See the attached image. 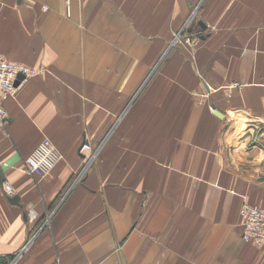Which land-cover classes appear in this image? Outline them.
<instances>
[{
  "label": "crops",
  "instance_id": "crops-1",
  "mask_svg": "<svg viewBox=\"0 0 264 264\" xmlns=\"http://www.w3.org/2000/svg\"><path fill=\"white\" fill-rule=\"evenodd\" d=\"M0 55L38 69L3 100L0 264H264L239 225L264 205V0H0Z\"/></svg>",
  "mask_w": 264,
  "mask_h": 264
},
{
  "label": "built area",
  "instance_id": "built-area-1",
  "mask_svg": "<svg viewBox=\"0 0 264 264\" xmlns=\"http://www.w3.org/2000/svg\"><path fill=\"white\" fill-rule=\"evenodd\" d=\"M38 73V69L9 61L0 55V130L7 124L8 115L3 105V100L15 93L17 85L15 81L18 75H23L20 81ZM88 144L83 143L79 152L89 150ZM60 153L48 139L41 140L25 157L26 169L34 175L44 176L48 174L60 160ZM6 195L12 196L15 192L13 186L7 181L2 182ZM35 215L34 210L30 212ZM242 225L241 237L244 241L257 245H264V205H255L243 200L239 208Z\"/></svg>",
  "mask_w": 264,
  "mask_h": 264
},
{
  "label": "water",
  "instance_id": "water-1",
  "mask_svg": "<svg viewBox=\"0 0 264 264\" xmlns=\"http://www.w3.org/2000/svg\"><path fill=\"white\" fill-rule=\"evenodd\" d=\"M202 24V22H200ZM23 78V75H18L17 79L15 81V85H18L19 81ZM4 181V175L2 172V169L0 167V183H2ZM8 200L10 201V203L15 204V205H20L19 203V196L16 194H13L12 196L8 197ZM23 216L24 218H26V212H23Z\"/></svg>",
  "mask_w": 264,
  "mask_h": 264
},
{
  "label": "rangeland",
  "instance_id": "rangeland-1",
  "mask_svg": "<svg viewBox=\"0 0 264 264\" xmlns=\"http://www.w3.org/2000/svg\"><path fill=\"white\" fill-rule=\"evenodd\" d=\"M261 131L264 133V129H262ZM263 136H264V135H263ZM243 200H246V199H243ZM239 225H240V229L242 230L241 220H240Z\"/></svg>",
  "mask_w": 264,
  "mask_h": 264
}]
</instances>
